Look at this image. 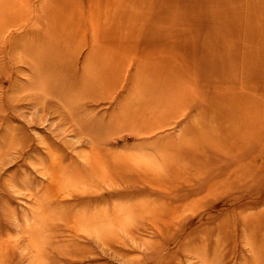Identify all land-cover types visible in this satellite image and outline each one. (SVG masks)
I'll return each mask as SVG.
<instances>
[{"label": "rangeland", "instance_id": "1", "mask_svg": "<svg viewBox=\"0 0 264 264\" xmlns=\"http://www.w3.org/2000/svg\"><path fill=\"white\" fill-rule=\"evenodd\" d=\"M50 2L0 25V264H264V0ZM105 3L145 44L87 100Z\"/></svg>", "mask_w": 264, "mask_h": 264}, {"label": "crops", "instance_id": "2", "mask_svg": "<svg viewBox=\"0 0 264 264\" xmlns=\"http://www.w3.org/2000/svg\"><path fill=\"white\" fill-rule=\"evenodd\" d=\"M21 2L14 5V10L12 14L7 17V19L0 20V25H8L11 26L12 30H18L20 27L26 26L28 22L31 21L32 16L38 15L37 18L39 21H43V13L48 20L46 25L55 24L58 25L59 21L62 19L63 7L55 2L52 3L50 0H20ZM75 6H78L76 3H73ZM106 4L105 9H103L102 16L100 18L101 24L110 26L109 33H104L99 30V25L97 29L92 26L90 27L93 33L82 34L81 36L71 38L70 50L72 51L71 55L74 58L86 59L85 68L80 74H78V80L86 82L87 86V95L85 97L87 100L92 99L94 97L92 90H103L104 94L109 95V91H115L119 88L118 84L121 81L123 74H126L125 70L129 67L127 63V49L132 50L133 48L142 47L144 43L137 41L138 39H134L133 37L137 36L134 23L139 18L138 15L133 14V20L129 21V29H128V17H132V15H128L127 9L123 8V12L125 13L124 18L126 22L121 21V25L124 24L123 27H112V16L110 17L109 10L108 14L105 15L106 12ZM120 6V5H119ZM134 6L139 7L137 4ZM1 0H0V8ZM72 9V8H67ZM117 7H112L110 10H116ZM37 10L36 13H34ZM61 10V12H60ZM72 17V14H70ZM95 20V19H94ZM114 20V19H113ZM124 20V19H123ZM61 23V21H60ZM133 27V31L130 28ZM115 30V31H114ZM42 29H39L37 32V36L41 33ZM133 33V35H131ZM27 34L31 36L32 33L27 31ZM80 34V33H79ZM25 36H23L24 38ZM33 37V36H31ZM37 41V40H36ZM134 44V45H133ZM32 45H30V48ZM34 48H31L33 50ZM155 50H160L159 47L152 46V49L149 53H153ZM166 49L162 48V51ZM106 57H114L111 60H106ZM25 60L27 61V55L25 54ZM17 62V60H16ZM104 63L103 67H100V63ZM158 64V61L156 62ZM28 65H32L34 67V62L27 63ZM159 71V67L157 68ZM80 75V76H79ZM99 75L103 76V80L100 81ZM150 75V74H149ZM116 85V86H115ZM115 86V87H114ZM83 87V84H82ZM108 90V91H106ZM92 91V92H90Z\"/></svg>", "mask_w": 264, "mask_h": 264}]
</instances>
